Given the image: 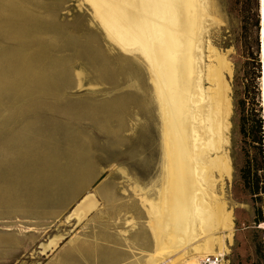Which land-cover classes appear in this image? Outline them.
<instances>
[{"label": "rangeland", "instance_id": "1", "mask_svg": "<svg viewBox=\"0 0 264 264\" xmlns=\"http://www.w3.org/2000/svg\"><path fill=\"white\" fill-rule=\"evenodd\" d=\"M208 4L203 65L223 56L229 102L230 169L214 180L232 229L215 236L222 264H264L261 4ZM93 8L0 0V264H178L155 257L150 223L166 175L150 64Z\"/></svg>", "mask_w": 264, "mask_h": 264}, {"label": "bare ground", "instance_id": "2", "mask_svg": "<svg viewBox=\"0 0 264 264\" xmlns=\"http://www.w3.org/2000/svg\"><path fill=\"white\" fill-rule=\"evenodd\" d=\"M90 1L107 36L138 45L150 64L166 174L160 201L149 210L155 257L175 253L178 264H197L206 255H225L227 247L215 234L220 227L232 229V217L215 195L214 173L230 169L224 150L229 102L223 56L216 52L217 64L207 70L203 65L209 0ZM206 76L209 89L203 86ZM92 205L87 198L78 212Z\"/></svg>", "mask_w": 264, "mask_h": 264}, {"label": "built area", "instance_id": "3", "mask_svg": "<svg viewBox=\"0 0 264 264\" xmlns=\"http://www.w3.org/2000/svg\"><path fill=\"white\" fill-rule=\"evenodd\" d=\"M224 256L220 254H210L201 257L197 264H222Z\"/></svg>", "mask_w": 264, "mask_h": 264}, {"label": "water", "instance_id": "4", "mask_svg": "<svg viewBox=\"0 0 264 264\" xmlns=\"http://www.w3.org/2000/svg\"><path fill=\"white\" fill-rule=\"evenodd\" d=\"M261 31H262V35H261V46H262V65H263V78H264V0H262V11H261ZM264 107V106H263Z\"/></svg>", "mask_w": 264, "mask_h": 264}, {"label": "trees", "instance_id": "5", "mask_svg": "<svg viewBox=\"0 0 264 264\" xmlns=\"http://www.w3.org/2000/svg\"><path fill=\"white\" fill-rule=\"evenodd\" d=\"M261 141V140H260Z\"/></svg>", "mask_w": 264, "mask_h": 264}]
</instances>
